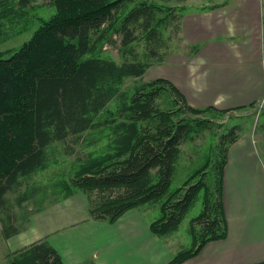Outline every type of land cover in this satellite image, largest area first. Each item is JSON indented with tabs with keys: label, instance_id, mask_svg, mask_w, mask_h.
I'll return each instance as SVG.
<instances>
[{
	"label": "trees",
	"instance_id": "trees-1",
	"mask_svg": "<svg viewBox=\"0 0 264 264\" xmlns=\"http://www.w3.org/2000/svg\"><path fill=\"white\" fill-rule=\"evenodd\" d=\"M31 1L0 0V44L9 31L17 35L29 30ZM131 1L50 0L53 16L18 49L0 50V223L6 239L21 232L13 207L23 209V203L33 201V211L40 212V196L48 192L53 197L49 203L55 204L78 190L86 196L90 217L110 224L130 209L159 203L160 216L149 229L160 238L177 231L202 191V211L192 219L201 225L199 242L167 264H181L207 242L225 238L222 172L228 148L239 136L235 128L227 130L213 161L207 157L180 186L171 188L180 146L208 125L198 117L228 110L192 107L169 81L143 80L151 66L180 54L164 30L171 26L179 32L184 8L149 0L130 6ZM105 43L118 44L120 63L98 55ZM198 50L191 45L186 56ZM129 77L141 81L127 92L122 85ZM165 92L174 104L168 111L157 104ZM58 144L65 157H76L54 179L31 182L58 164ZM77 147L91 150L80 155ZM209 167L211 184L205 182ZM10 264L63 263L53 247L40 241L15 253Z\"/></svg>",
	"mask_w": 264,
	"mask_h": 264
},
{
	"label": "crops",
	"instance_id": "crops-1",
	"mask_svg": "<svg viewBox=\"0 0 264 264\" xmlns=\"http://www.w3.org/2000/svg\"><path fill=\"white\" fill-rule=\"evenodd\" d=\"M256 3H243L235 13L226 14L228 8L220 6L183 17L181 37L185 45H198V52L190 57L181 53L167 56L164 63L151 66L143 80L169 81L190 106L197 108L231 110L263 100L264 53L259 33L264 22ZM240 39L247 43H233ZM259 154L257 146L244 135L229 146L221 183L225 238L207 242L181 264H264V163ZM71 197L55 203L53 209L63 210ZM134 209L110 224L92 219L84 203L80 221L99 226L96 229L101 232L87 228L66 231L78 224L67 219L62 223L66 216L61 215L53 220L54 225L60 220L55 229L53 225L43 232L34 223L17 237L22 248L45 240L63 264H121L125 258L129 264H167L173 256H166L149 224L146 236L150 238L138 244L140 222Z\"/></svg>",
	"mask_w": 264,
	"mask_h": 264
},
{
	"label": "rangeland",
	"instance_id": "rangeland-1",
	"mask_svg": "<svg viewBox=\"0 0 264 264\" xmlns=\"http://www.w3.org/2000/svg\"><path fill=\"white\" fill-rule=\"evenodd\" d=\"M143 0H132L130 6L134 5L137 2ZM152 1L162 7H175V8H184L181 12L183 17H187L189 14H196L200 12L202 8L208 9L212 6H223L227 7L226 14L235 13L243 4L247 3L250 0H149ZM257 8L262 12V20L264 22V0H256ZM29 6V7H28ZM27 6V12L29 16V30L17 35H11L10 27L6 29V33L9 31V38L6 39L5 42L0 44V50H11L18 49L23 43L28 41L33 33V31L41 24L48 21L53 14L55 13V9L50 3V0H33L31 1V5ZM223 11V10H222ZM182 17V19H183ZM176 21H173L174 24ZM182 22V20H181ZM181 25L179 32H175L174 27L169 26L164 30V37H168L170 39V44L174 48H178L181 54L187 55L189 53V45H185L183 38L181 37ZM231 25H233V20L231 21ZM20 28V27H17ZM259 40L261 42L262 51L264 53V25L262 31L259 33ZM179 38L181 40H179ZM233 43L244 45L247 43L246 40L240 39L235 40ZM233 47V45L231 44ZM138 51H142V45L138 48ZM98 55L100 57L110 58L117 63H120L121 59L118 53V44L111 45L109 43H105L101 45V48L98 50ZM171 56V55H169ZM264 65V57L263 63ZM141 79L139 78H126L122 85V90L130 92L133 90L135 86L140 83ZM146 81V80H144ZM150 81V80H149ZM158 107L160 110L168 111L172 109L174 106L172 102V97L170 93L165 92L160 99L157 101ZM109 108L113 107V102L109 105ZM217 109V108H216ZM222 110V109H218ZM186 117H190L186 114ZM199 120H205L208 122V125L205 127V130L196 135L193 141L186 142L180 146V157L176 166V172L174 179L172 180L171 188H176L181 185L182 181L187 177L188 174L191 173L196 167L201 165L203 161L209 157L211 161H213L215 155V148L218 144L220 136L225 134L227 130L230 128H235V134L239 137L244 135V137L253 141V143L259 149V155L264 163V99L259 100L257 104L252 106L243 107L241 109H231L226 111L224 114H214V113H205L199 116ZM104 142V141H103ZM59 152L56 153L55 157L58 158V164L52 166L45 172L39 173L34 176L31 182L34 181L42 182V184L48 182L50 179H54L55 175H57L63 169L68 168L70 162L76 157L67 156L65 157L62 154L63 146L58 144ZM77 150L79 148L77 147ZM87 150H91V148H83L78 152L80 155L87 152ZM210 166V165H209ZM213 179V171L211 168H208V171L205 175V182L211 184ZM198 178L192 181V184L196 183ZM184 190L182 191V193ZM181 193V194H182ZM203 192L200 191L196 197L195 203L187 210L185 216L181 220L177 231L171 233L169 236L158 237L157 241L159 244L163 245L166 251V256H174L176 253L186 250L191 246H195L199 242V232L201 225L197 222H192V219L197 217L202 211V200H203ZM71 197V201L68 202V205L63 210L53 209L54 204H50L49 201L53 197L47 192L41 201L43 202L44 209L40 212H34V203L33 201H28L23 203L24 208L19 209L16 207L12 208V214L16 218V226L21 232H24L29 229L30 224H36L37 227H41L43 232H48L53 227V220L61 215H65L66 218L62 219V223L65 222V219L73 222V225L69 226L66 231H70L73 229H81L87 228L88 230H92V232H101L96 228L99 226H91L86 223H82L80 221L82 217V206L83 204H87L86 196L81 191H76ZM11 199L14 195L9 196ZM38 198V197H37ZM57 210V211H55ZM45 211V212H44ZM34 212V213H32ZM44 212V213H43ZM134 214H136V219L140 222L139 224V232H138V244H145L147 237L146 232V224H150L152 221L158 219L160 216V204L159 203H149L141 205L134 209ZM29 213V214H28ZM42 213V214H41ZM102 223H108L107 221H100ZM60 225V220H58L55 227ZM117 226V225H116ZM31 228V227H30ZM54 231V230H53ZM65 232V231H64ZM112 232V231H111ZM20 234V233H19ZM26 235V234H25ZM54 233L52 234V236ZM150 235V234H149ZM21 238V237H20ZM88 240V239H87ZM84 241V242H87ZM45 241V240H44ZM23 243L19 241L17 235L6 239L2 233V227L0 223V264H10L11 258L15 253L20 252L25 247H20ZM85 244V243H84ZM132 245V242L130 243ZM51 246V245H50ZM52 247V246H51ZM130 247V246H129ZM132 248H129L131 251ZM139 249V248H136ZM133 250V249H132ZM128 250H126L127 252ZM126 259V258H125ZM125 259H121V264H129L130 262H126ZM143 264V263H142Z\"/></svg>",
	"mask_w": 264,
	"mask_h": 264
}]
</instances>
